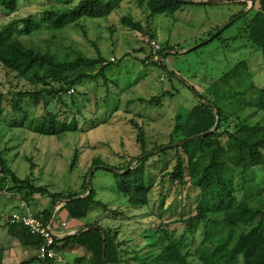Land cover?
<instances>
[{
    "label": "rangeland",
    "instance_id": "374dc122",
    "mask_svg": "<svg viewBox=\"0 0 264 264\" xmlns=\"http://www.w3.org/2000/svg\"><path fill=\"white\" fill-rule=\"evenodd\" d=\"M79 1L18 0L15 11L0 5V28H22L20 20L29 15L36 19L32 35H21L25 43L67 59L81 54L104 61L95 66L80 62L74 76L103 67L102 72L78 80L73 95H42L37 104L32 97H16L17 91L34 87L0 65V152L19 178L48 189L46 194L23 197L33 213L47 221L63 203L53 221L98 222L107 231H116V240L126 241L121 264H145L167 239L179 243L184 252L194 253L204 238L205 225L200 223L191 232L180 218L195 214L200 191L187 177L185 185L172 182L177 161V150L172 147L178 144L200 151L202 121L215 116L218 123V108L222 141L227 139V130L249 141L264 137V111L256 106L258 89L264 87V51L249 38L253 25L264 23L260 1L255 0L254 7L251 0L184 4L183 11L153 14L147 7L149 0H124L107 17H84L62 30L53 31L43 23L46 9L70 7ZM230 13L236 17L231 24L211 27ZM124 16L140 22L142 29L125 25ZM151 38L162 45L161 62L145 61L151 53ZM16 98L23 111L13 109ZM51 114L57 120L51 121ZM37 126H53L56 132L43 134L31 128ZM141 130L144 148L137 138ZM143 150L150 151L145 171L150 203L136 207L119 190L114 171L108 168H125ZM226 170L236 185L240 170L231 164ZM89 180L96 199L108 208L92 205L85 217L73 218L64 207L67 197L84 192ZM242 184L246 190L238 191L237 198L247 197L252 206L264 208V164L247 170ZM54 193L66 198L55 201ZM29 195L28 190L20 192V196ZM11 200L0 194V211L11 210ZM240 227L248 230L250 225ZM0 247L4 248L3 264H19L37 254L35 247H20L2 223ZM140 250L142 257L136 261L132 251ZM88 255L85 248L72 245L51 264H77L78 258L86 262ZM30 264L50 263L35 260Z\"/></svg>",
    "mask_w": 264,
    "mask_h": 264
},
{
    "label": "trees",
    "instance_id": "16d2710c",
    "mask_svg": "<svg viewBox=\"0 0 264 264\" xmlns=\"http://www.w3.org/2000/svg\"><path fill=\"white\" fill-rule=\"evenodd\" d=\"M123 1L80 0L76 5L70 7H51L44 11L43 23L53 31L62 30L65 26L76 23L84 17H107ZM259 1V12L264 13V0ZM17 3L18 0H0V5L9 11H15ZM181 5L183 3L177 0H149L147 2V7L153 14L174 13ZM254 6L255 1L252 7ZM122 21L134 30L142 29V24L133 21L130 17L124 16ZM20 22L23 25L22 28H0V65L7 71L17 74L34 87L33 90L17 91L14 93L16 97L23 99L32 97L37 104L42 95H57L59 98L65 94L73 95L75 93L73 86L78 80L84 77L92 78L102 72L103 67L96 73L84 71L74 76L80 62H85L88 66H95L104 61L101 57L92 59L81 54L76 55L74 59H67L58 56L49 49L45 51L40 47L27 44L21 35H32L33 29L38 24L33 15L24 17ZM253 26L249 38L254 44L262 46L264 51V23L257 21ZM70 89L74 90L73 93L69 92ZM147 102L154 103V100ZM12 106L14 110L23 111L21 100L18 98L14 99ZM256 106L264 111V87L258 89ZM1 111L0 104V114ZM217 112L218 123H216L217 118L215 116L202 121L204 125L201 132L204 134L200 136L203 140L200 151H191L187 146L181 148L178 144H174L172 147L177 150V161L170 177L172 182L185 185L187 177L189 182L200 191L195 214L185 218L181 217L180 220L186 224L187 229L191 232H194L200 223H204V238L194 253L184 252L179 243L167 239L161 250L145 264H264V208L254 207L247 200V197L239 199L236 195L238 191L246 190L244 183L242 184L246 171L264 164L262 151L264 149V137L249 141L227 130L224 131L227 139L222 141L220 138L223 132L219 130L223 119L219 108ZM25 115L27 114L25 113ZM48 116L45 119H49ZM50 118L51 121H55L57 115L51 114ZM31 128L43 134L56 132V128L53 126L50 128H40V126ZM143 138L144 134L141 130L138 142L144 148ZM181 142L183 141L181 140ZM162 149L163 151L167 150L164 146ZM149 153L150 151L143 150L125 168L114 170L118 188L128 197L131 206H147L150 203V188L145 177L146 164L150 158ZM77 156L78 153H76V159ZM228 164L240 170V180L236 185L232 183V179L227 173ZM7 186L12 191H30L29 196H22V198L49 192L46 187L37 186L32 180L19 178L0 152V192ZM88 191L89 188L86 185L84 192L67 197L69 200L64 207L68 208L67 211L73 218L85 217L92 205L108 208L104 202L96 199V193L92 187H90V192ZM20 192L18 193L20 194ZM80 195L83 196L74 199ZM53 198L57 201L66 197L54 193ZM25 200L28 202L27 199ZM44 221L46 220L44 219ZM257 221L259 223H256ZM162 224L167 225L169 223ZM241 224L250 225V228L248 230L238 228ZM96 225L100 226L98 222L86 224L76 233L60 238L55 244L56 250L60 252L67 250L72 245H77L89 252V258L86 259V262H84L85 258H78L77 264H121L123 262L121 247L126 241L118 242L116 240L117 233L112 229L107 231L103 227L102 229L88 228ZM5 226L8 234L18 238L22 245L38 247L40 238L30 234L22 224L11 223L5 224ZM164 235L168 236L166 233ZM141 251H132L134 260L139 261L141 259ZM3 259L4 248L0 247V264H3ZM35 260L50 264L52 261L49 258L41 259L38 255H33L19 264H30Z\"/></svg>",
    "mask_w": 264,
    "mask_h": 264
},
{
    "label": "built area",
    "instance_id": "2783aa9c",
    "mask_svg": "<svg viewBox=\"0 0 264 264\" xmlns=\"http://www.w3.org/2000/svg\"><path fill=\"white\" fill-rule=\"evenodd\" d=\"M149 46L151 48L150 55L145 57V61L148 62L150 58L153 61L158 62L163 59L161 55L162 45L160 42L153 38L149 41ZM111 61H115V58L112 57ZM73 89H70V93H73ZM0 194H5L7 198L13 199V197L18 199L17 205L7 211H0V223L2 224H11V223H20L26 227L30 234L40 238L39 245L37 247V255L41 259H61L60 252L56 250L55 244L58 240L64 235L59 234L52 225V219L49 222L44 221L40 216L33 213L28 202L23 199L20 194L16 191L8 189V186L3 189ZM18 194V195H17ZM63 203H60L58 208H60ZM67 222H60V227H66Z\"/></svg>",
    "mask_w": 264,
    "mask_h": 264
},
{
    "label": "crops",
    "instance_id": "0c3cea01",
    "mask_svg": "<svg viewBox=\"0 0 264 264\" xmlns=\"http://www.w3.org/2000/svg\"><path fill=\"white\" fill-rule=\"evenodd\" d=\"M194 1H201V2H197V3H183V5H181L175 12H177V11H180V10H184V8L185 7H183L184 6V4H208V3H216V2H209V0H194ZM256 4V3H255ZM174 12V13H175ZM167 13V12H166ZM162 14H165V13H162ZM232 13H230V14H228L227 16H224V17H222L220 20H218V21H214L213 22V24L211 25V27H216V28H219V27H221L222 25H224L225 23H226V25H229V24H231L232 22H233V17H231L232 15H231ZM233 19V20H232ZM224 27H225V25H224ZM236 37H232L231 39H235ZM210 40V39H209ZM164 56H165V53H164ZM163 56V57H164ZM161 61H163V59L161 60ZM160 61V62H161ZM263 88V87H262ZM258 108V107H257ZM259 109V108H258ZM260 110V109H259ZM138 138V137H137ZM139 143V142H138ZM22 197V196H21ZM11 200V199H10ZM17 203H18V199L17 198H15V197H13V199L11 200V205H13L14 207L17 205ZM58 206L59 205H57L55 208H54V210L52 211V213L50 214V218L47 220V222H49L51 219H52V225L54 226V229L59 233V234H61V235H64V236H66V235H70V234H74V233H76L77 231H79L81 228H83L84 226H85V224L84 223H79V222H75V223H73V224H67V229H61L59 226H60V223H58V222H55V221H53V219H54V215H55V210L56 209H58ZM60 210L62 209L61 207L59 208ZM78 221V220H77ZM10 238L11 239H14V240H16L17 241V243L19 244V246L21 247V246H24V245H22L21 243H20V241H19V239L18 238H16V237H11L10 236ZM29 247H33V246H29ZM36 250H37V248H36ZM37 255V254H36ZM88 257H89V255H88Z\"/></svg>",
    "mask_w": 264,
    "mask_h": 264
},
{
    "label": "water",
    "instance_id": "95a60500",
    "mask_svg": "<svg viewBox=\"0 0 264 264\" xmlns=\"http://www.w3.org/2000/svg\"><path fill=\"white\" fill-rule=\"evenodd\" d=\"M177 1L182 2V3H194V2L197 3V2H201V1H194V0H177ZM221 1H225V0H209V2H221ZM251 1H252V4H253L255 0H251ZM218 122H219V120H218ZM108 169L114 171L112 168H108ZM90 183H91V181L89 180L88 181V188H89V191L88 192H90ZM80 197L81 196H78V197H75L74 199H79ZM88 228L89 229H91V228L102 229V227H100L98 225H96V226H90Z\"/></svg>",
    "mask_w": 264,
    "mask_h": 264
}]
</instances>
